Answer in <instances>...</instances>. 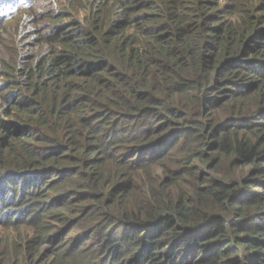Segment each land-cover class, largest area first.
I'll return each mask as SVG.
<instances>
[{"label":"trees","instance_id":"trees-1","mask_svg":"<svg viewBox=\"0 0 264 264\" xmlns=\"http://www.w3.org/2000/svg\"><path fill=\"white\" fill-rule=\"evenodd\" d=\"M58 1L0 0V264H264V0Z\"/></svg>","mask_w":264,"mask_h":264},{"label":"rangeland","instance_id":"rangeland-1","mask_svg":"<svg viewBox=\"0 0 264 264\" xmlns=\"http://www.w3.org/2000/svg\"><path fill=\"white\" fill-rule=\"evenodd\" d=\"M57 1V0H55ZM64 5L65 8L68 6L67 3L65 2V0H60L57 3V9L58 10H62V6ZM89 3L86 0H81L78 4V8H80V12L77 13L75 10L72 11L71 13V17L69 19H65V22H67L68 20H70L72 17H76V19H79L80 21H84V17L86 15V8H82L81 7H86L88 6ZM44 5V7L41 9L40 12H42V18L45 19L43 22V26H42V31H41V35L43 36H50V34H52V31H55V22L51 21V19H47L45 18L47 15L45 14V11H47L49 8H46ZM57 15H60V12L57 13ZM7 20H3L0 19V35L5 31H12L13 29L18 27L17 22H6ZM13 39H10V35H4V37H0V71L2 70V63H6L8 64L7 66L12 65L13 62V58H14V54H16V51L13 50V46L12 43L10 44L9 42H12ZM37 47H42V46H37ZM36 52V50H29V52ZM8 70L9 69H5L1 74H0V85H2V83H6L8 81H11L7 74H8ZM6 73V74H5ZM29 228H27L26 226H23V228H19V229H15V228H1L0 227V239L6 242V239L8 238H14V237H22L25 236L29 239Z\"/></svg>","mask_w":264,"mask_h":264}]
</instances>
